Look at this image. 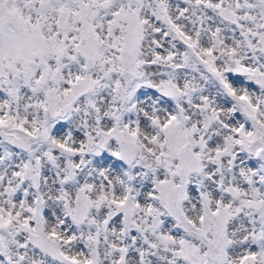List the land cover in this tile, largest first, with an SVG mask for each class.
I'll use <instances>...</instances> for the list:
<instances>
[{
	"label": "snow or ice",
	"instance_id": "snow-or-ice-1",
	"mask_svg": "<svg viewBox=\"0 0 264 264\" xmlns=\"http://www.w3.org/2000/svg\"><path fill=\"white\" fill-rule=\"evenodd\" d=\"M0 264H264V0H0Z\"/></svg>",
	"mask_w": 264,
	"mask_h": 264
}]
</instances>
